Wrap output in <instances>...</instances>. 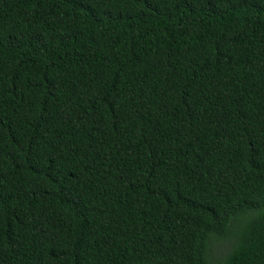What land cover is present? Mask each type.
Segmentation results:
<instances>
[{
  "label": "trees",
  "instance_id": "16d2710c",
  "mask_svg": "<svg viewBox=\"0 0 264 264\" xmlns=\"http://www.w3.org/2000/svg\"><path fill=\"white\" fill-rule=\"evenodd\" d=\"M0 264H264V0H0Z\"/></svg>",
  "mask_w": 264,
  "mask_h": 264
}]
</instances>
